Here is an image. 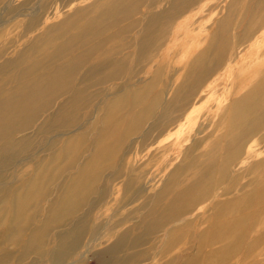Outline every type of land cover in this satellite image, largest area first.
<instances>
[{"label": "rangeland", "instance_id": "1", "mask_svg": "<svg viewBox=\"0 0 264 264\" xmlns=\"http://www.w3.org/2000/svg\"><path fill=\"white\" fill-rule=\"evenodd\" d=\"M99 1L0 0V68L17 63L50 27ZM138 1L139 10L122 24L127 31L103 42L101 70L85 79L89 98L72 132L87 133L92 151L84 145L80 163L65 176L92 164L101 121L122 96L139 92L145 100L130 96L117 113L149 116L118 148L116 169L101 170L99 192L78 207L75 219L86 217L87 230L61 264H264V0ZM103 60L124 63L104 79L111 70ZM91 64L79 78L96 68ZM68 96L55 100L30 135ZM66 137L60 129L49 135L59 146ZM224 144L229 149L222 151ZM39 150L40 159L49 154ZM25 160L4 170L11 175L6 182L34 178L35 159ZM215 202L223 218L212 227ZM64 229H50L49 247ZM13 244L10 250L19 251ZM13 257L15 263L17 252Z\"/></svg>", "mask_w": 264, "mask_h": 264}, {"label": "bare ground", "instance_id": "2", "mask_svg": "<svg viewBox=\"0 0 264 264\" xmlns=\"http://www.w3.org/2000/svg\"><path fill=\"white\" fill-rule=\"evenodd\" d=\"M139 3L138 0L96 2L92 8L83 9L78 14L68 16L62 24L50 27L43 37L37 39L36 44H39L29 48L16 61L17 63L5 62L1 66L0 264H27L28 258L34 254L38 257L28 264H39L47 258L52 264H61L69 253L81 245L87 227L86 217L75 219L78 207L81 203L88 204L92 195L99 192L101 170L116 169L114 162L118 159V148L138 132L140 124L149 116L148 111L134 114L131 109H128L125 115L120 112L118 114L116 107L130 104V96H136L137 104L145 100H142L143 94L139 92L131 91L122 96L118 100V105L116 103L110 108L101 121L102 127L92 148L94 152L93 158L91 157L92 164L83 163L72 177L65 176V173L80 163L81 150L87 142V133L72 132V129L83 120L84 117L79 116L78 112L82 103L89 98L87 94L90 85L85 79L93 76L96 69L101 70L100 66L103 64L100 63L102 60L100 54H105V51L100 52L102 45L110 43L112 38L120 37L127 31L128 25L122 24L131 16L129 13L139 10ZM124 14H127L125 18L117 19L118 15ZM153 19L155 20V17L150 21ZM150 26L151 22L147 30ZM74 27H80V32L69 34ZM109 31L113 33L107 35ZM89 44L93 46L92 50H88ZM95 53L98 56L90 62ZM91 63H94L96 68L85 71L87 73L84 79L82 75L80 78L83 80L78 84L79 72L92 65ZM123 63L122 60L105 61L104 68L111 71L104 79L117 75ZM1 76H4L3 79ZM3 94L4 97L1 96ZM61 95L69 96L61 102L57 111L40 125L38 132L30 135L34 124L51 109ZM58 129L65 130L67 135L60 146L57 140L49 139V135ZM78 143L80 147L77 146ZM111 144L113 145L110 146ZM37 149L48 151L49 154L40 159ZM86 149V152H89L91 146L88 148L86 146ZM226 149L229 148L225 144L221 146L222 151ZM28 157L34 158L36 162L32 169L36 173L34 178L28 181L18 179L6 182L11 175H7L4 170L9 167L12 169L18 163L26 161ZM69 179L70 183L64 187ZM178 196L173 205L178 198H183L182 195ZM204 196L203 193V198ZM38 199L40 202L35 203ZM214 204L215 211L211 215L212 227L221 224L220 220L223 218L221 217L223 214H218L217 211L220 203ZM43 214L45 219L42 225L33 226L37 218ZM70 217L74 219L68 220ZM61 226L65 229L57 232L55 246L49 247L50 229L53 227L58 229ZM216 238L214 236L213 240ZM13 243L20 246L19 251H16L15 263L12 259L16 252L9 248L10 245H14Z\"/></svg>", "mask_w": 264, "mask_h": 264}]
</instances>
